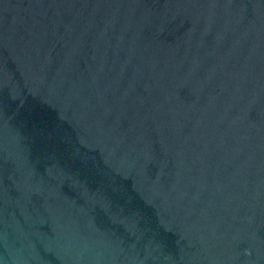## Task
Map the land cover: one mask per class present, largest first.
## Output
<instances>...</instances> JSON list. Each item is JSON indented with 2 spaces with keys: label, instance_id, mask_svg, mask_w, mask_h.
Masks as SVG:
<instances>
[{
  "label": "water",
  "instance_id": "1",
  "mask_svg": "<svg viewBox=\"0 0 264 264\" xmlns=\"http://www.w3.org/2000/svg\"><path fill=\"white\" fill-rule=\"evenodd\" d=\"M0 264H264V0H0Z\"/></svg>",
  "mask_w": 264,
  "mask_h": 264
}]
</instances>
